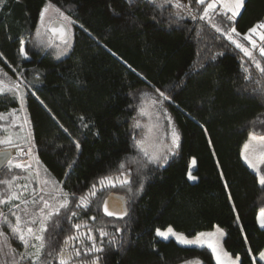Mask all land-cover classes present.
Wrapping results in <instances>:
<instances>
[{
	"label": "trees",
	"instance_id": "trees-1",
	"mask_svg": "<svg viewBox=\"0 0 264 264\" xmlns=\"http://www.w3.org/2000/svg\"><path fill=\"white\" fill-rule=\"evenodd\" d=\"M48 3L74 21L72 49L58 60L49 49L52 40L39 35V14ZM174 11L147 0H138L131 11L126 0H5L0 6V81H17L24 97L21 104L12 93L0 95V140L11 137L16 145L0 143V149L26 143L18 122L22 105L42 173L51 189L70 194L68 209L48 222L49 264H58L72 225L90 220L89 215L104 229L114 221L120 229L122 244L106 246L102 264H216L207 248L156 235L157 229L172 227L194 236L215 226L225 230L224 247L240 256V264H264L259 255L264 228L258 223L264 185L242 159L249 134L264 136V72L224 34L235 27L240 35L233 39L251 35L256 40L249 29L264 22V0H245L231 22L214 15L221 32L186 14L177 19ZM256 41L264 47V41ZM21 42L27 56L19 51ZM144 87L168 97L181 134L179 154L165 165L150 163L137 146L143 130L135 127L138 103L132 93ZM192 159L195 181L188 177ZM260 168L264 174V164ZM121 174L129 181L119 186L126 215L108 219L102 194L90 203L88 192L102 178ZM13 176L11 188L2 183ZM38 189L30 170L7 165L0 172V199L17 191L32 200L41 194ZM81 196L88 207H76ZM11 206L0 205V211ZM28 207L36 210L31 203ZM72 211L76 217L65 219ZM0 230L11 247L24 251L6 226Z\"/></svg>",
	"mask_w": 264,
	"mask_h": 264
},
{
	"label": "snow or ice",
	"instance_id": "snow-or-ice-1",
	"mask_svg": "<svg viewBox=\"0 0 264 264\" xmlns=\"http://www.w3.org/2000/svg\"><path fill=\"white\" fill-rule=\"evenodd\" d=\"M126 2L130 5L131 11L132 7L138 3V0H126ZM4 3L5 0H0V6H3ZM147 3L157 9H163L165 8V6L173 7L175 11L171 13V15H174L177 19H183L184 14H186L192 20L199 19L207 21L211 25V27L215 29L216 32H221L222 29L218 27L216 23L212 22V17L214 15H220L223 21V18L226 16L228 22L233 21L240 14V10L244 7L245 0H223V2L222 0H186V2H184V0H175L174 4L172 3V0H147ZM193 3H195L196 5L195 8L192 7ZM218 4L221 5V8L219 9L217 8ZM49 7H51V5L46 4L45 7L40 11L39 15L41 24H43L45 21V16L48 12ZM57 11H59V9H57ZM198 11L200 12L199 17H197L196 15V12ZM228 13H230V15H227ZM60 17V19L52 22L55 25H59V27H52L51 31L59 34V37L65 46L63 52L66 53L72 47L67 38L66 29L70 24L74 23V21H72L69 17L64 16L62 12L60 13ZM152 19L155 20L156 18L153 17ZM81 27H83V25H81ZM249 33L257 34L260 41H264V22L258 23L257 25L249 29ZM224 34L227 35V38L233 44H235L236 48L241 49L246 56L252 57V52L249 51L248 48L244 47L243 44L233 39V34L240 35L235 27H232L230 31H227ZM245 38L251 42L253 48H256L257 41L254 40L251 35H247ZM19 51L21 54L27 56V52L25 51L23 42H21ZM259 52L261 56H264V47H260ZM254 62L256 64V67L261 72H264V68L260 66L259 61L254 60ZM5 93H12V95L14 97H18L21 101V104H23L24 97L19 92L18 85H12L11 87H8L4 85L2 81H0V95H3ZM160 96L168 99V97L164 96L163 92H160ZM153 103H157V101H153ZM145 114H147L145 110L141 109V115ZM84 126L87 127V125ZM139 126V122L137 121L135 127ZM179 139V133L175 130V128H173L172 145L174 147L178 146ZM254 140L258 141L261 146H264V136L257 137L256 134L250 133L249 142L244 144L245 153L243 154V158L247 163V166L253 169V171L259 177V183L261 185H264V174H261L260 168V165L264 164V152H260L258 155L254 154L251 157L247 154L250 144ZM0 143L8 144L11 147H16L11 137H6L5 139L0 140ZM142 144L143 141L137 142V146H141ZM76 148H80L79 143L76 144ZM141 151L143 152V155L145 157H148V161L150 163H155L157 160H159L158 156L150 155L148 151H146L143 147H141ZM29 154H31V149H29ZM5 160L7 161L8 167L10 169L31 167V165L28 164L13 162L7 152H5ZM193 163H195V160H193ZM121 167L123 168L124 165L121 164ZM37 175L39 174L37 173ZM16 179L17 177L13 176L11 180L3 181L2 183H6L9 188H11L12 181ZM112 179L113 178L111 177H105L101 179L100 183L101 185H103L104 180H108L109 183H111ZM116 179H120V177H116ZM189 179L195 180L196 177L192 176L191 173H189ZM120 182L122 184L129 183L127 178L121 179ZM41 183L48 184L49 181L44 180ZM18 187L26 188V186ZM95 187L96 185L94 184L92 186L93 190L90 193V195L92 196L96 194ZM142 188L143 185L141 184L140 188L137 189V191L142 190ZM129 190L131 191V189ZM59 192L61 193L59 197H51V200L56 201V203H52L50 199L45 198L43 189H41V194L38 197L33 198L32 200L23 197L17 191H10L6 195L5 199H0V205L12 204L7 213L0 211V229L6 226L9 229L11 237H13L20 245H22L24 249V251H18L16 248L11 247V245L8 244V234L0 230V238H2V242H0V264H49V258L52 256V253H45V233L48 231V222L51 221L53 217L59 216L62 210L68 209L70 203V194L67 192H63V189H60ZM71 195L74 196V194ZM14 201H20V203H12ZM30 203L34 208H36L35 211L29 209L28 205ZM22 204L24 205L23 208H21ZM38 205L42 206L37 208ZM76 207H88L85 196H81L79 198V203L76 205ZM105 212L109 216L116 215V213L108 211L107 207H105ZM21 213L23 215H21ZM76 215L77 213L75 211H72L70 215L65 217V219H73L76 217ZM124 215H126V213H124ZM9 217H12L13 219H10ZM259 223L260 226L264 228V213H261ZM57 227H59L58 224ZM72 227H74L76 230H79L81 225L74 224L72 225ZM91 231L92 230L89 229L88 233L86 234L87 240L91 242V246L83 247L84 256H91V260H86L81 257L80 248L74 247L73 251L71 252L62 248L59 255V264H70V261H72L74 257L77 258L76 264H100V261L103 257L102 255L97 254L105 253V244L103 242L98 244L96 239L91 235ZM98 231L101 238H107L108 246L115 247L122 244L121 241L117 240L114 236H112L104 229H98ZM116 231H120V229H116ZM156 235L164 239H168L169 236H174L175 239L181 244L194 245L200 248L207 247L215 256L217 264H240L239 257H237L236 259H232V257L227 252H225L222 246L219 244V238L224 236V233L219 229H217L216 232L198 233L195 239H188L183 234H177L171 228H168L167 231H161L160 229H157ZM78 239L79 237L77 236H69L66 238L65 244L68 245L69 242ZM259 255L261 259H264V251L260 252ZM195 264H199V262L197 261L195 262Z\"/></svg>",
	"mask_w": 264,
	"mask_h": 264
},
{
	"label": "rangeland",
	"instance_id": "rangeland-1",
	"mask_svg": "<svg viewBox=\"0 0 264 264\" xmlns=\"http://www.w3.org/2000/svg\"><path fill=\"white\" fill-rule=\"evenodd\" d=\"M184 2H186V0H184ZM222 2H223V0H222ZM172 3L174 4L175 0H172ZM48 4H50L51 7H49L48 12L46 13L44 23L41 24V21L39 20V35L41 37L45 36L46 38H48V41L51 42V37L48 35V26L53 20L61 18L60 17L61 11L60 10L57 11V8L53 4H51V3H48ZM219 6L221 7L220 4L217 5V7H219ZM242 9L240 10V13H241ZM64 16H66V15L64 14ZM68 27L71 31L72 30L71 24ZM255 36L257 37L256 38V40H257L259 37L257 34H255ZM245 37L246 36L239 38V37L235 36L234 40L243 44L244 47L248 48L249 51L252 52V57H248V56H246V57H248L249 59L251 58L254 65L256 66L254 60L259 61V63H260V62L264 61V56L260 55L259 44H257L256 48H253L251 45V42L249 40H247ZM259 41H260V39H259ZM69 42L73 46L72 37H71ZM64 47L65 46L63 43L51 42L49 49H50L51 53L53 54V56L55 57V59L58 60V59L65 58L70 53V51L72 49V47H71L66 53H64L63 52ZM59 53H63V54H59ZM4 84H7L8 87H11L12 85H17V81L16 82L15 81L5 82ZM19 92H20V90H19ZM132 97L138 103V108L136 109V115L137 116L134 120V123L136 124L138 121L140 127H142V130H143V137L141 140V141H143V144L140 147H143L146 151H148V153L150 155L159 157V160H157L155 163L161 162L162 165H165L166 162L170 158H172L174 155L179 154L180 145H181V134L179 132V129H178V126L176 123L174 112L172 111V108H171L169 102L167 101L168 99L161 97L160 91H157V89L150 88V87H144V89L138 90L137 92L134 91L132 93ZM153 101H157V103H153ZM141 109H144L147 114L141 115ZM19 118L20 119H18V122L21 125V129H20L21 131L20 132L25 135L26 143L17 148L19 154L16 158L13 159V162H19L21 164H28V165H31V167L30 168H16V169L23 170V171L24 170H30L36 174V178L38 181V187H39L38 192H41V189H43L44 195L47 194L48 196H60L61 193L59 192V190L51 189L52 183L50 182V179L48 178V176L45 175L44 173H42L43 171L40 168L39 162H38V160L34 154L33 145L31 143L32 142V136H31L30 123L26 117V114H25V111H24L22 105L20 107ZM26 121H27V123H26ZM173 128H175V130L179 133V137H180L179 142H178V146H176V147H174L172 145V130H173ZM259 136L257 135V137H259ZM248 142H249V139L246 143H248ZM29 149H31V154H29ZM260 152H264V146H261L258 143V141H256V140L252 141L250 144V147L247 151V154L251 157L254 154L258 155ZM244 153H245V149L243 147L242 159L245 162V160L243 158ZM193 160L194 159H192V161L190 162L188 177H189V173H191V175H192V171L195 168V163H193ZM260 167H261V165H260ZM251 170H253V169H251ZM37 173L39 175H37ZM44 180L49 181V183L48 184L41 183ZM190 180L195 181L192 179H190ZM50 201L52 203H56V201H52L51 198H50ZM41 206L42 205H40V207ZM261 213H264V210H262L258 215V223H259V218L261 217ZM9 218L11 219L12 217H9ZM259 225H260V223H259ZM168 228H171L177 234H183L188 239H195L197 236V234L194 236H188L182 232H179V231L173 229L172 227H168ZM168 228L163 229L161 231H167ZM217 229L221 230L224 233V236L219 238V244L222 246L223 250L225 252H227L232 257V259H236L237 257H239V259H240V256H234L225 249L224 237L226 235V232L223 228H221L219 226H215L214 229L208 230V231H203V232H205V233L216 232ZM159 238L163 239V240L173 239L177 243H179L175 239L174 236H169L168 239H164L162 237H159ZM179 244H181V243H179ZM181 245L187 246V247H196L194 245H185V244H181ZM197 248H200V247H197ZM204 248H207V247H204ZM214 259H215V262L217 264L215 256H214ZM260 260L264 263V259L260 258Z\"/></svg>",
	"mask_w": 264,
	"mask_h": 264
},
{
	"label": "flooded vegetation",
	"instance_id": "flooded-vegetation-1",
	"mask_svg": "<svg viewBox=\"0 0 264 264\" xmlns=\"http://www.w3.org/2000/svg\"><path fill=\"white\" fill-rule=\"evenodd\" d=\"M116 177H120V179H116ZM124 178H127L125 175H116L114 176L113 180L111 183H109V181H106L103 183V185H101V183H99L98 186L95 187V195L92 196L90 195L91 190L90 192H88V196L87 198L91 200L90 203H92V199L97 196L99 193L102 194V197H103V202H102V207L104 206L105 202L108 203V206L107 208L108 209H111V210H108V211H111V212H114L116 213V215H113V216H109L106 214V218L108 219H120L121 216L123 217V215H121V211L118 212L117 208H118V205H119V199H121L122 197L124 198V194L121 193L120 191V187L122 185V183L120 182L121 179H124ZM120 190V191H119ZM125 201H126V197H125ZM125 207H126V204H125ZM88 219L90 220H82L80 223L81 227L79 230H74L73 234H71V236H77L79 237L78 240H73L71 242H69L68 245L65 244V240L66 238L63 240L62 242V246H61V249L64 248L66 249L67 251L71 252L73 251V248H80L81 249V257L86 259V260H91V256H84V252H83V247L87 246V247H90L91 246V242L87 240V233H88V230L91 229V235L96 239L97 243H101L103 242L105 244V248L107 245V238H101L100 235H99V231L98 229H104L102 228L101 226H99L98 224H95L94 221L95 219V216L94 215H89L87 216ZM84 219V218H83ZM116 229H119L118 226H117V223L114 221V222H111L109 223L108 227L105 228L104 230L107 231L108 233H110L112 236H114L116 239H118V234L120 231H116ZM69 237V236H68ZM61 249L59 250L58 254H57V257H56V260H57V263L59 264V255H60V252H61ZM97 255H102L103 254H97ZM76 260L77 258H73L72 261H70V264H76ZM100 264H102V260L100 261Z\"/></svg>",
	"mask_w": 264,
	"mask_h": 264
},
{
	"label": "water",
	"instance_id": "water-1",
	"mask_svg": "<svg viewBox=\"0 0 264 264\" xmlns=\"http://www.w3.org/2000/svg\"><path fill=\"white\" fill-rule=\"evenodd\" d=\"M58 19H55L53 21H56ZM52 21V22H53ZM50 23L49 26H48V32L51 36V40L53 43H63L59 37V34L58 33H54L51 31V28L52 27H59V25H55L53 23ZM66 32H67V38L68 40L70 41V38H71V31L69 29V27L66 29ZM5 152H7V154L9 155V157L11 158V160L13 161L14 158H16L19 154L18 152V149L17 148H6V149H0V172L1 170L8 165L7 161L5 160ZM111 178H114V176H109ZM113 180V179H112ZM108 180H104V182H106ZM119 201V205H118V212H120L121 210V215H124V213H126V207H125V204H126V201H125V197L121 198L118 200ZM108 206V203L105 202L104 206H103V212H105V207ZM109 207V206H108ZM108 210H111V209H108Z\"/></svg>",
	"mask_w": 264,
	"mask_h": 264
}]
</instances>
